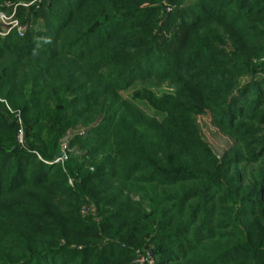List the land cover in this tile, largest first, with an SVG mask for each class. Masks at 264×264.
<instances>
[{"label":"trees","instance_id":"trees-1","mask_svg":"<svg viewBox=\"0 0 264 264\" xmlns=\"http://www.w3.org/2000/svg\"><path fill=\"white\" fill-rule=\"evenodd\" d=\"M8 3L0 264H264V0Z\"/></svg>","mask_w":264,"mask_h":264},{"label":"rangeland","instance_id":"rangeland-1","mask_svg":"<svg viewBox=\"0 0 264 264\" xmlns=\"http://www.w3.org/2000/svg\"><path fill=\"white\" fill-rule=\"evenodd\" d=\"M195 0H184V6L188 5V3H191ZM167 5V11L172 10L174 8V5L172 4H166ZM17 6L8 3V10L3 12V16L0 13V34L7 35L12 30L17 29L19 33L18 26L15 24V22H18L19 26H24L21 24V21L19 19V16L17 14ZM171 8V9H169ZM21 26V27H22ZM19 35H21L19 33ZM129 93V92H127ZM126 93V94H127ZM199 122L202 126L203 134L205 138L209 141V143L212 145L213 149L216 151L217 154L220 156L224 154V152L233 144V140L223 134L217 127H215L212 123V119L210 114H204L199 116ZM79 131H71L65 140V143H68V139H70L71 135L74 133H78ZM84 133V131H82ZM21 141L23 140V133H21ZM75 149H72L71 152H73ZM137 264V263H136ZM139 264V263H138Z\"/></svg>","mask_w":264,"mask_h":264},{"label":"built area","instance_id":"built-area-1","mask_svg":"<svg viewBox=\"0 0 264 264\" xmlns=\"http://www.w3.org/2000/svg\"><path fill=\"white\" fill-rule=\"evenodd\" d=\"M28 5V4H27ZM171 9V8H169ZM1 15L3 16V12H1ZM15 24L18 26V29H19V33L21 35L24 34L25 32V26H19L18 22H15ZM22 136V135H21ZM66 151H67V144L64 145L63 147V153H62V156L60 158H58L57 160H64V157L66 156ZM155 264V258L153 256V252L151 249H148L146 251L145 254H139L138 258L135 260V262L133 264Z\"/></svg>","mask_w":264,"mask_h":264}]
</instances>
